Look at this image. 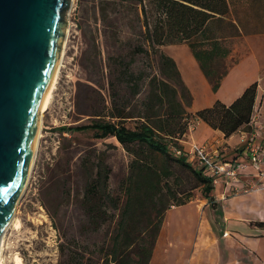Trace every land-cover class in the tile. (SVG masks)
Wrapping results in <instances>:
<instances>
[{
    "label": "trees",
    "instance_id": "obj_1",
    "mask_svg": "<svg viewBox=\"0 0 264 264\" xmlns=\"http://www.w3.org/2000/svg\"><path fill=\"white\" fill-rule=\"evenodd\" d=\"M102 4L137 6L139 31L130 38L128 51L122 48L109 54L106 62L102 51L95 46L92 65L96 72L90 80L92 84L81 85L77 100L79 115L90 117L91 123L59 131L94 132L100 140L115 138L134 155L125 189L127 202L118 229L104 257L94 264H151L165 212L173 206L165 185L175 176L174 166L189 170L199 182L203 197L215 200L216 188L209 171L198 168L184 156H176L174 149L184 150L181 141L194 120L207 123L227 138L242 129L250 132L258 84L249 87L231 105L218 101L193 115L189 112L192 93L176 60L163 51L165 46L187 43L217 92L227 70L219 74L216 65L229 51L220 44L208 50L198 38L212 19L230 12L228 0H103ZM139 56L147 57L150 72L134 68ZM129 57L133 60L126 64ZM143 95L141 105H135ZM128 122H135V127H129ZM95 168L84 191L83 203L91 223L98 229L108 222L105 206L113 202V207L119 209L120 200L109 191L112 170L105 154L98 156ZM163 198L168 200L160 209ZM191 198V195L173 197L175 206L179 207L189 204ZM149 230L152 232L146 234Z\"/></svg>",
    "mask_w": 264,
    "mask_h": 264
},
{
    "label": "rangeland",
    "instance_id": "obj_2",
    "mask_svg": "<svg viewBox=\"0 0 264 264\" xmlns=\"http://www.w3.org/2000/svg\"><path fill=\"white\" fill-rule=\"evenodd\" d=\"M233 1L237 17L251 15L253 20L258 18V5L263 0ZM102 2L103 0H75L73 10L71 8L68 12V25L71 23L72 28L67 56L53 102L43 116V137L32 179L19 204L22 227L20 230L12 229L6 239L5 264H17V257L22 259L23 264H94L104 257L106 248L118 229L122 209L127 202L125 189L134 155L115 138L100 140L95 137L94 132L59 131L60 128L91 123L90 117L79 115L77 100L81 85L92 84L90 80L94 78L93 72H96L92 65L95 46L102 51V58L106 62L109 54L117 53L122 48L128 51L130 38L139 31L141 21L137 6L107 7ZM133 43L136 44L137 40H133ZM181 45L183 44L168 45L163 47V51L184 67L188 57L186 49ZM132 60V57L127 58L126 64ZM134 68L147 73L151 71L150 63L144 56L137 57ZM226 69V62L222 61L216 65L215 70L222 74ZM144 98L145 95L139 97L134 104L140 106ZM128 126L135 127V122H128ZM103 154L112 170L109 191L120 203L119 209L113 207V202L110 206H105L108 222L97 229L86 212L83 197L90 177L96 170L98 156ZM234 154L228 151L224 155V161L235 158ZM174 172L175 176L165 185V191L170 190L169 197L172 199L169 200L173 206L165 212L162 227L164 237L168 229L165 230L164 226L169 211H177L179 208L175 206L177 203L173 197L180 199L191 195L190 203L196 209H202L203 202L210 205L209 213L214 231L218 237L224 238L225 232L231 230L228 222L241 219L231 217L229 221H223L226 201L233 197L218 202L215 201V191V200H207L203 197L199 182L189 170L175 165ZM166 200L168 199L163 198V202H159L160 209L164 207ZM258 209L263 210L264 207L259 206ZM184 212L186 210L181 214H185ZM173 216L175 219L171 229L179 222L178 214ZM151 230L146 234L151 233ZM203 231L205 237L207 232ZM231 236L233 237L232 234ZM160 237L161 234L159 239ZM159 239L151 264H226L228 251L237 248L220 246V242L211 233V238L206 241L212 246L215 256L205 255L209 250L198 238L196 230L191 237H186L188 243L180 244V236H167L166 241L163 242L162 238L160 244ZM262 246L264 247V243Z\"/></svg>",
    "mask_w": 264,
    "mask_h": 264
},
{
    "label": "crops",
    "instance_id": "obj_3",
    "mask_svg": "<svg viewBox=\"0 0 264 264\" xmlns=\"http://www.w3.org/2000/svg\"><path fill=\"white\" fill-rule=\"evenodd\" d=\"M228 3L230 12L224 17L217 16L212 19L205 32L198 38L199 42L203 43L208 50H212L215 44H220L229 51L226 57L218 59L219 62H226L227 74L217 92H214L212 84L202 71L189 45L187 43L181 45L186 49L188 59L184 67L178 66L193 96V103L189 112L195 115L201 110L213 107L218 101L231 105L242 97L249 87L258 84L253 116L255 115L259 124L264 125V0L258 5L260 14L256 20H253L251 15L249 17H237L235 1L228 0ZM249 13H251L250 10ZM244 132L247 131L242 129L227 138L223 132L200 121L196 129L188 133L181 143L184 150L190 151L196 145H214L218 142L237 156L242 150L241 137ZM259 141H264V134ZM215 191L216 201H225L221 196L223 189L218 188ZM226 203L223 221L227 222L231 217L241 219L228 222L231 230L225 232L224 238L218 237L214 231L209 213L210 205L203 202V208L196 209L190 203L177 208V211H169L164 226L165 230L168 228L167 233L164 237L163 228L159 244L162 238L164 242L166 237L170 236L171 238V235L172 238L180 236V244L188 243L186 237H191L196 230L198 238L207 245L205 247L209 250L206 251L205 255L211 257V255L215 256V252L206 239L211 238L212 233L215 239L220 242V246H228V248L237 246V248L228 251L226 264H264V247L262 246L264 243V226H260L264 224V209H258L259 206L264 207V189L230 198ZM185 210V214H181ZM176 213L179 216L177 219L179 222L176 221L177 225L171 229L175 219L173 215ZM203 229L207 232L205 237Z\"/></svg>",
    "mask_w": 264,
    "mask_h": 264
},
{
    "label": "water",
    "instance_id": "obj_4",
    "mask_svg": "<svg viewBox=\"0 0 264 264\" xmlns=\"http://www.w3.org/2000/svg\"><path fill=\"white\" fill-rule=\"evenodd\" d=\"M73 0H0V241L26 189Z\"/></svg>",
    "mask_w": 264,
    "mask_h": 264
},
{
    "label": "built area",
    "instance_id": "obj_5",
    "mask_svg": "<svg viewBox=\"0 0 264 264\" xmlns=\"http://www.w3.org/2000/svg\"><path fill=\"white\" fill-rule=\"evenodd\" d=\"M200 120L192 122L189 130L193 132ZM252 130L241 137L242 150L232 160H225L228 149L220 143L196 145L190 151L174 149L178 157H186L188 162L200 169L209 171L216 188L223 189L224 200L239 197L264 189V125L259 124L255 115L250 125Z\"/></svg>",
    "mask_w": 264,
    "mask_h": 264
},
{
    "label": "bare ground",
    "instance_id": "obj_6",
    "mask_svg": "<svg viewBox=\"0 0 264 264\" xmlns=\"http://www.w3.org/2000/svg\"><path fill=\"white\" fill-rule=\"evenodd\" d=\"M74 4H75V0L72 1V10H73ZM71 28H72V24L70 23L68 25V27H67L66 39H65L64 44H63L61 58H60L57 70L55 72L54 79H53V81H52V83L50 85V88H49V90H48V92L46 94L43 106L41 108L40 131H39V135H38V138H37V145H36L35 155H34V158H33V163H32L31 169H30L28 183H27L26 189H25V191H24V193H23V195H22V197H21V199H20V201H19V203L17 205L16 214H15L11 224L9 225L8 229L3 234L2 238H1V241H0V264H5L4 250H5V246H6L5 245L6 239H7V236L9 234V232L12 229L20 230V228L22 227V223H21V220L19 218V204H21V200H22V198H23V196H24V194H25V192H26V190H27V188L29 186V183H30V181L32 179L33 170L35 168V165H36V162H37V158H38L40 142H41V139L43 137V132H42V129H43V116L50 109V106H51V104L53 102V99H54L55 91H56V89L58 87V84H59L61 72H62V69L64 67L65 59H66V56H67V50H68V45H69V40H70V35H71ZM16 262H17V264H23L22 259L20 257L16 258Z\"/></svg>",
    "mask_w": 264,
    "mask_h": 264
}]
</instances>
